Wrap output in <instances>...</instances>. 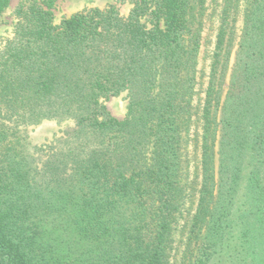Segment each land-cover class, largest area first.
<instances>
[{"label": "trees", "instance_id": "trees-1", "mask_svg": "<svg viewBox=\"0 0 264 264\" xmlns=\"http://www.w3.org/2000/svg\"><path fill=\"white\" fill-rule=\"evenodd\" d=\"M240 1L221 12L201 102L203 0H139L127 15L109 5L59 24L54 1L21 5L0 49V106L18 123L74 127L43 165L50 197L7 156L0 264H166L176 242L186 264H264V0H243L231 68L220 60ZM123 91L117 119L101 99Z\"/></svg>", "mask_w": 264, "mask_h": 264}, {"label": "rangeland", "instance_id": "rangeland-1", "mask_svg": "<svg viewBox=\"0 0 264 264\" xmlns=\"http://www.w3.org/2000/svg\"><path fill=\"white\" fill-rule=\"evenodd\" d=\"M29 1H51V0H8V3L4 10L0 13V49L4 46L7 39L13 37L14 26L17 22V11L22 4H26ZM54 5L52 8L54 15V23L59 24L62 18L70 16L75 13H79L89 9H104L109 5H114L118 8L120 14L127 15L134 6L135 1L139 0H52ZM232 4L234 3V0ZM226 0H203L204 14H203V27L201 32L200 48L197 58V69L200 74L202 73V82L197 87L196 100L202 101L204 97V90L207 85L208 74L210 72V65L213 60V55L216 51V36L219 29V19L221 12L225 5ZM240 7L235 13L234 27L230 30L232 35L228 37L226 35L225 51L220 55L221 62L227 61V66L231 68L235 50L238 46L239 35L241 34L243 27L242 7L244 5L243 0L240 1ZM233 8L230 9L231 13ZM229 19L232 18L233 14ZM229 52L228 58H226V52ZM229 73V68L226 69ZM227 78L224 79L222 86L223 92L226 91ZM1 99L3 98L0 97ZM103 105L106 107L108 113L117 118L123 119L128 111V97L127 92L123 91L118 95L110 96L108 98L101 99ZM9 112L6 106H0V127L5 129H11L12 134L9 139L14 142H10L8 145L0 144V175L5 171L4 164H6V158L9 155V159H13L16 153V160L23 158L25 163V170H27L28 182L31 185L33 195H38V200L42 196L50 197L54 194V190L51 188L53 183H49V177L42 174L43 165L47 164L52 167L55 163V156L60 152H66L71 146L67 144L65 140L67 138V132H70L74 127V121L72 119L48 118L43 119L40 122L23 124L18 123L15 120L16 116L9 117ZM190 150L192 147L189 148ZM6 154L2 159V155ZM195 160L192 162L194 165ZM51 169V168H50ZM192 169V168H191ZM190 169V170H191ZM50 175V174H49ZM191 176V175H190ZM6 181H0V184H5ZM49 184V185H47ZM5 190L0 187V193L3 194ZM37 200V201H38ZM189 207L186 206V209ZM185 213V212H184ZM180 239L179 236L176 237ZM177 244V245H176ZM176 249L173 250L172 256L166 264H186L183 261L182 250L184 245L182 243H174ZM214 262V260H213ZM216 262V261H215ZM212 264V263H211Z\"/></svg>", "mask_w": 264, "mask_h": 264}]
</instances>
